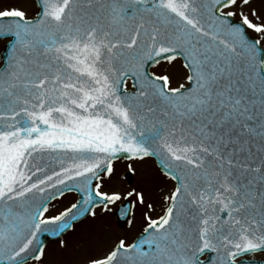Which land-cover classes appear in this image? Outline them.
<instances>
[{
    "label": "snow or ice",
    "instance_id": "1",
    "mask_svg": "<svg viewBox=\"0 0 264 264\" xmlns=\"http://www.w3.org/2000/svg\"><path fill=\"white\" fill-rule=\"evenodd\" d=\"M36 7L0 10V264L105 215L123 232L87 264H264V0ZM149 159L175 181L155 216L129 175Z\"/></svg>",
    "mask_w": 264,
    "mask_h": 264
},
{
    "label": "rangeland",
    "instance_id": "2",
    "mask_svg": "<svg viewBox=\"0 0 264 264\" xmlns=\"http://www.w3.org/2000/svg\"><path fill=\"white\" fill-rule=\"evenodd\" d=\"M258 6L261 0H257ZM18 7L25 11L28 17L35 15L37 8L34 0H0V10L4 8ZM179 65V61L177 62ZM166 67V66H165ZM164 68L157 66L153 71L161 72ZM172 73V86H178L183 82V76L179 68L171 70ZM130 161H117L115 162V175L113 182L116 187L127 188L129 183L125 173L127 172V164ZM135 173L131 174V184L144 188L146 194V202L153 203L155 211L151 214L153 216L162 214V208L165 206L163 196L170 193L174 188V182L166 177L160 175L154 162L152 160H145L143 162H135ZM147 178V180H145ZM110 184L112 182H109ZM75 195L65 194V196L54 202L55 207L50 211L51 214L63 209L69 203L75 201ZM145 209H141L137 213L136 227L127 233L128 239L131 240L133 235L142 227L140 214ZM99 214V210H98ZM123 229L116 222V218L111 215L101 216L96 222L95 226L89 230L87 222H82L77 226L75 233L68 234L65 239L67 245L65 248L60 249L56 246L55 242L49 243L48 253L45 257V264H87L89 256L98 257L103 255L111 247L116 236L122 234Z\"/></svg>",
    "mask_w": 264,
    "mask_h": 264
},
{
    "label": "water",
    "instance_id": "3",
    "mask_svg": "<svg viewBox=\"0 0 264 264\" xmlns=\"http://www.w3.org/2000/svg\"><path fill=\"white\" fill-rule=\"evenodd\" d=\"M35 2H36V0H35Z\"/></svg>",
    "mask_w": 264,
    "mask_h": 264
}]
</instances>
